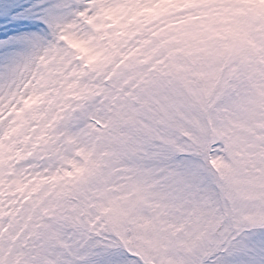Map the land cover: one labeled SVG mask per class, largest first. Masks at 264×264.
<instances>
[{
	"label": "snow or ice",
	"instance_id": "snow-or-ice-1",
	"mask_svg": "<svg viewBox=\"0 0 264 264\" xmlns=\"http://www.w3.org/2000/svg\"><path fill=\"white\" fill-rule=\"evenodd\" d=\"M0 15V264H264V0Z\"/></svg>",
	"mask_w": 264,
	"mask_h": 264
},
{
	"label": "rangeland",
	"instance_id": "rangeland-1",
	"mask_svg": "<svg viewBox=\"0 0 264 264\" xmlns=\"http://www.w3.org/2000/svg\"><path fill=\"white\" fill-rule=\"evenodd\" d=\"M5 2V0H0V4H3ZM0 20H3V16L0 15Z\"/></svg>",
	"mask_w": 264,
	"mask_h": 264
}]
</instances>
